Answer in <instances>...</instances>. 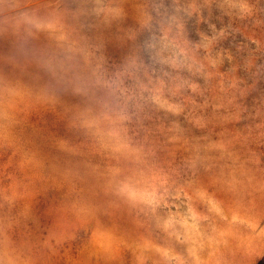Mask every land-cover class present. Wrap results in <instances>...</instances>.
Masks as SVG:
<instances>
[{
  "label": "rangeland",
  "instance_id": "obj_1",
  "mask_svg": "<svg viewBox=\"0 0 264 264\" xmlns=\"http://www.w3.org/2000/svg\"><path fill=\"white\" fill-rule=\"evenodd\" d=\"M228 252L264 264V0H0V264Z\"/></svg>",
  "mask_w": 264,
  "mask_h": 264
},
{
  "label": "crops",
  "instance_id": "obj_2",
  "mask_svg": "<svg viewBox=\"0 0 264 264\" xmlns=\"http://www.w3.org/2000/svg\"><path fill=\"white\" fill-rule=\"evenodd\" d=\"M229 245H231V243L229 244ZM222 257H225L226 258V263L227 264H231V253L230 252H228V254L226 255H223ZM223 259V258H222ZM225 260V259H224Z\"/></svg>",
  "mask_w": 264,
  "mask_h": 264
}]
</instances>
